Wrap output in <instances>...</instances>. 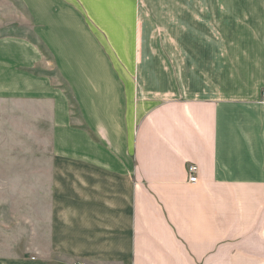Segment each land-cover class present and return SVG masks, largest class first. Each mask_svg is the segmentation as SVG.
I'll use <instances>...</instances> for the list:
<instances>
[{
    "label": "crops",
    "instance_id": "0c3cea01",
    "mask_svg": "<svg viewBox=\"0 0 264 264\" xmlns=\"http://www.w3.org/2000/svg\"><path fill=\"white\" fill-rule=\"evenodd\" d=\"M19 2L0 102L44 129L48 248L0 264H264V0Z\"/></svg>",
    "mask_w": 264,
    "mask_h": 264
},
{
    "label": "rangeland",
    "instance_id": "374dc122",
    "mask_svg": "<svg viewBox=\"0 0 264 264\" xmlns=\"http://www.w3.org/2000/svg\"><path fill=\"white\" fill-rule=\"evenodd\" d=\"M30 29L19 0H0V38L30 37ZM34 113L31 105L0 102L1 261L30 258L48 248L49 176L44 162L40 167L34 159L45 137Z\"/></svg>",
    "mask_w": 264,
    "mask_h": 264
},
{
    "label": "built area",
    "instance_id": "2783aa9c",
    "mask_svg": "<svg viewBox=\"0 0 264 264\" xmlns=\"http://www.w3.org/2000/svg\"><path fill=\"white\" fill-rule=\"evenodd\" d=\"M263 100H264V92H263ZM197 172L198 168L196 165H192L188 167V176H189V182L196 183L197 181Z\"/></svg>",
    "mask_w": 264,
    "mask_h": 264
}]
</instances>
